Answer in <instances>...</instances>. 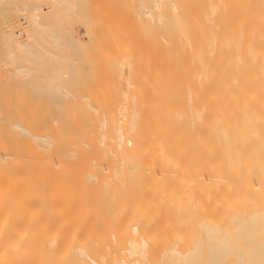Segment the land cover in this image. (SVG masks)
Wrapping results in <instances>:
<instances>
[{
    "label": "bare ground",
    "instance_id": "6f19581e",
    "mask_svg": "<svg viewBox=\"0 0 264 264\" xmlns=\"http://www.w3.org/2000/svg\"><path fill=\"white\" fill-rule=\"evenodd\" d=\"M41 1L0 0V63L59 97ZM169 1H142L174 22L144 76L86 87L79 141L0 156V264H264V0ZM2 108L0 134L27 130Z\"/></svg>",
    "mask_w": 264,
    "mask_h": 264
},
{
    "label": "rangeland",
    "instance_id": "374dc122",
    "mask_svg": "<svg viewBox=\"0 0 264 264\" xmlns=\"http://www.w3.org/2000/svg\"><path fill=\"white\" fill-rule=\"evenodd\" d=\"M142 1L71 0L70 2L69 0V4L72 3V7L74 5L75 8L73 7L74 9L72 8L69 12L65 11L66 13L61 10L62 13L56 17L48 12L52 5L51 0L40 2L50 25L49 38L45 43L55 52L56 57L59 58L58 62L63 67L61 78L63 93L59 97H53L35 89L32 83H25L20 75L10 79L8 75L13 72V64L0 63L1 107L10 120L20 119L27 129L26 131H14L8 128V131L7 129L2 131L0 156H35L33 151L43 150L41 146L49 151L58 152L51 155H63L62 152L70 143L79 141L80 125L84 123V117L88 112L92 111L87 107L86 102L88 101L83 95L86 87L92 88L93 79L104 77L107 82L109 78L112 79H109L108 87H112L113 81H121L119 84L123 89L122 83L125 81L123 78L137 77L142 74L144 76L145 73L141 72L144 70L142 59L144 60V51L147 49L143 45L149 42L148 37L153 33L157 34L160 39L168 35L173 30L174 22L171 16L163 18L164 21L157 20L155 15L160 14V11L154 7L155 24L151 29L147 23L148 16L151 14L147 7L142 6ZM66 3L68 5L67 0ZM195 3H198L197 0ZM195 3L193 5L196 8L198 4ZM67 5H65L66 8H69ZM192 11L196 12L194 9ZM12 22L14 29L26 25L23 15L16 16ZM208 32V35L213 33L209 30ZM53 37H58L59 40L55 41ZM212 48H210L213 51L211 55L214 56L217 50L214 51ZM208 53L211 52L208 51ZM118 76L123 78L120 80ZM123 99V103L120 100L119 105L126 103L124 104L126 108L128 102L125 98ZM119 105L117 107L122 108Z\"/></svg>",
    "mask_w": 264,
    "mask_h": 264
}]
</instances>
